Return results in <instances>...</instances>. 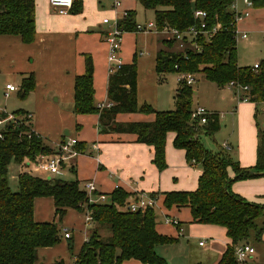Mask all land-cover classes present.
Segmentation results:
<instances>
[{"label": "trees", "instance_id": "trees-1", "mask_svg": "<svg viewBox=\"0 0 264 264\" xmlns=\"http://www.w3.org/2000/svg\"><path fill=\"white\" fill-rule=\"evenodd\" d=\"M233 1L138 0V3L146 12L153 13L157 31L164 28L185 31L193 27L198 33L202 32L192 38L183 51L172 50L173 41L165 42L166 49L158 51L155 57L158 82H164L166 75L177 73L201 74L218 89L227 88L230 82H234L240 87H247L248 91L242 95L248 97L249 103L255 104L256 117L264 104V60L257 69L238 65L236 25L240 15L232 9ZM249 1L252 9H264V0ZM34 2L0 0V36L18 37L23 44H31L35 37ZM197 11L204 12L205 17L194 18ZM80 12V1H73L69 13ZM135 18L134 11L126 12L117 20V27L123 33H135ZM201 25H204L202 30ZM84 64L85 73L74 81L73 114L98 115L99 134L135 135L137 143L152 148L151 163L159 172L166 169V138L168 134H174L173 147L183 150L187 165L199 166L201 175L193 192L163 193V206L166 209L188 208L192 223L225 229L229 243L217 264H239L234 255L235 247L251 240L254 243L262 240L264 205L246 201L232 192L231 186L234 182L264 176V129L257 130L255 166L241 168L226 155L223 147V154L217 156L202 144V136H213L219 131V118L212 113L204 125L191 120L192 87L179 84L171 111H156L146 104L139 106L134 57L130 64L120 65L109 74L106 94L110 107L98 109L94 104L93 63L89 55L84 57ZM34 87V75H24L17 92L18 98L27 99ZM136 113L154 115V121H115L119 114ZM12 114L16 122L0 128V264H40L37 250L52 248L59 243L58 225L69 209L82 215L89 212L91 216V222L86 227V239L74 256L73 264H122L128 260L142 264H166L156 253V248L176 243L177 239L156 231L157 214L154 209L137 213L125 209L129 201L137 200L135 195L118 188L105 195V203L89 204L77 180L40 178L27 172L38 157L52 155L56 150L34 132L31 114L23 110ZM77 148L79 151L81 145ZM12 163L21 168V173L17 175L16 192L10 190L7 180ZM228 169L233 172V178L228 176ZM71 171L75 173L74 167ZM38 198L52 199L56 222L34 220V201ZM67 248L69 251L73 249L71 237L67 239Z\"/></svg>", "mask_w": 264, "mask_h": 264}, {"label": "crops", "instance_id": "crops-1", "mask_svg": "<svg viewBox=\"0 0 264 264\" xmlns=\"http://www.w3.org/2000/svg\"><path fill=\"white\" fill-rule=\"evenodd\" d=\"M79 1L81 3L80 13L59 15L50 7L48 0H35V37L31 44H23L18 37L0 36V48L2 50L0 55L3 57L4 70L16 75V77L18 76L16 79L18 81L17 86L11 83L6 85H12L19 89L22 77L26 74H33L35 87L27 99L29 100L31 96L34 97V108L32 111L23 108L17 110H23L32 115L31 124L34 132L37 135L39 134L36 131L41 132V128L35 127L34 114L36 115L35 118L40 117L41 112H44L52 118L58 117L60 121L65 118L70 119L72 121L70 126L72 127L62 125L59 132L54 134L55 139L49 142V146L56 150L61 141H66L64 139L71 136L73 132L71 129H75L76 135L72 138H76L77 145L80 144L81 148L79 149V155L68 164V167H74L73 165H75L74 174L77 176L76 180L80 185L93 182L97 193L104 195L111 194L116 188L135 195L134 198L139 197L141 194H156V231L161 235L177 239V243L180 236L185 233L181 221H192L190 210L176 207L164 208L163 193L195 191L201 170L199 166H188L185 160V152L173 147L174 134L170 133L166 138V169L159 172L151 163L152 148L137 143L135 135L99 134L97 131L98 115H79L75 117L71 113L74 81L76 77L85 73L84 57L86 55L91 57L93 63L94 104L96 107L107 104L106 89L109 77L107 56L109 47L106 38L112 29L113 22L121 18L123 13L133 12L138 0H122L118 8H114V0ZM105 19L109 21L108 24L103 23ZM239 22H237V25ZM141 34H154L158 38L153 55L147 50L145 51V41L143 38L138 37ZM166 41H171L169 35L160 32L124 33L122 36L118 59L119 63L123 65L130 64L135 57L136 66L138 65L137 103L139 106L148 103L154 109L164 108L161 106L156 93L158 87H161L165 81L158 82L155 73V57L158 51L166 49ZM147 59L151 60V64ZM145 60L147 61V67L144 66ZM237 61L240 66L238 56ZM259 63L256 62L254 65ZM219 90L232 92L228 88ZM6 92L5 90L4 93ZM236 104L237 106L228 115V123L236 131L235 147L234 149L230 148L227 152L234 151V154L231 155L233 159H231L236 161L241 168H252L256 162L257 147L258 127L252 125V117H254L256 106L254 103L249 102ZM0 109L5 111V108ZM212 112L217 114L220 122L219 114L215 111ZM260 112L263 113L262 128L264 129V104L260 106ZM64 114L67 117H64ZM115 121L117 123H151L154 121V115L119 114L115 117ZM37 123H39L38 118ZM223 145L229 146L226 143L221 146ZM28 170L30 171V168ZM17 175H19V172ZM228 176L230 178L234 177L230 169H228ZM82 189H84V186ZM231 190L248 202L264 205V176L234 182ZM45 207L48 208L46 214L52 207L50 209L52 218L45 215ZM70 213L77 215V220L71 222L69 220ZM65 216L68 217V220L63 223ZM65 216L59 223V229L64 225V229L69 230L71 238L74 231L80 232L81 242L77 245L80 249L86 239L84 215L82 217V214L69 209L66 211ZM165 219L174 220L177 225L165 223ZM34 220L40 223L57 221L54 217L52 199H35ZM192 227L196 226L193 225ZM200 227L205 229H201L200 236L203 238L198 242V258H195V262L189 264H217L229 243L225 229L212 225H201ZM188 231L189 227H187L186 232L188 233ZM185 235L188 237L186 233ZM250 244L254 247L255 253L244 264H264V233L261 242L254 243L250 241ZM52 249L44 248L42 250L41 248L37 250V258L40 264H49L43 261L45 252H48L47 259L55 257L53 251H51ZM44 255L46 256V254ZM60 261L65 264L70 262L64 260L56 262ZM56 262L54 261V263ZM54 263L51 262L50 264ZM122 264L142 263L136 260H128Z\"/></svg>", "mask_w": 264, "mask_h": 264}, {"label": "rangeland", "instance_id": "rangeland-1", "mask_svg": "<svg viewBox=\"0 0 264 264\" xmlns=\"http://www.w3.org/2000/svg\"><path fill=\"white\" fill-rule=\"evenodd\" d=\"M242 0H236L237 4V11L238 13H243L247 9V16L244 17V15L241 17L240 22L237 25V32H238V38H237V56L239 60V64L241 67H252L256 62H261L264 60V10H253L251 8H248L245 6ZM134 12L136 14V24H148L149 22H153V13L151 11H145L140 4L138 3L136 8L134 9ZM246 33L247 40H242L241 34ZM144 39L145 41V51L147 50L152 55L155 53L156 46H157V37L152 35H146L141 34V36H138ZM126 39V37H125ZM177 45H173L172 50H178ZM0 52H2L0 48ZM2 56L0 55V108H5V111L7 113H12V111L17 110L18 108H23L28 111H32L34 108L33 103V96L25 100H20L18 98V89L14 93H9L8 97L4 96L5 92V85L7 83H11L14 86L18 84V81L16 80L18 76L7 72L4 70V65L2 61ZM149 64H151V60L147 59ZM144 66L146 65L147 61H144ZM138 66V65H137ZM177 74H169L165 76V83L161 85V87H158L157 90V96L159 99V102L162 107L159 109H154L150 104L143 103L150 106L152 109L156 111H171L174 107V102L172 96L175 94V90L178 88L179 84L176 82ZM195 83L192 86L193 90V96H192V109L195 110L197 107L204 108L206 111L210 113H214L212 111H215L219 114L220 117V129L219 131L214 134L213 136H202L201 142L204 145V147L211 152L212 154H215L219 156L220 153L223 154L222 144H228L229 148L235 147L234 141L236 138V131L231 127V124L228 122V115L231 113V111L237 106V102L234 96V93L228 90H219L214 84L208 82L205 80V78L201 74L194 75ZM145 82V81H144ZM146 85V83H145ZM148 92V91H147ZM196 93V94H195ZM56 106V105H55ZM73 114V112H71ZM66 114V113H65ZM65 114L63 115L64 117ZM255 114V113H254ZM259 115L256 117H252V125L258 127V129L262 128V116L263 113L259 112ZM73 116L77 117L75 114ZM36 115L34 114V124L35 127L41 128L40 131H36L39 136L44 137V140L47 144H49L50 141L55 139L54 134L56 132H59L62 125L66 127H72L70 126L72 124V121L70 119L65 118L63 121H60L58 117L52 118L49 115H47L44 112H41L40 117H37L39 120V123H37V118H35ZM39 124V126H38ZM69 130V129H65ZM73 131L71 133V136L65 138L67 139H75L72 138L76 135L75 129H71ZM61 132V131H60ZM63 134V133H61ZM41 137V138H42ZM62 142V141H61ZM60 142V143H61ZM77 149V146L75 147ZM222 151V152H221ZM87 154V153H84ZM225 154V153H224ZM234 154V151L227 152L226 155L231 156ZM74 159V158H73ZM73 159L70 161L72 162ZM74 169H75V165ZM71 166L66 167L62 166L57 174L54 175H47L42 172H35L31 171L32 175H35L40 178H53L57 180L62 181H73L77 179V176L71 171ZM23 169V168H22ZM21 168L16 166L15 164H10L8 168V185L12 192L17 191V174L20 173ZM24 170V169H23ZM33 170V167H32ZM84 185H80L81 188H83ZM45 215H47L48 218H52V213L49 209L48 213L46 214L48 208L45 207ZM83 217V215H82ZM68 220V217L65 216L63 223H66ZM69 220L71 222L77 220V215L70 213L69 214ZM181 220V219H180ZM182 227L185 230V233L188 235L186 237L185 233L183 236H180L178 239L179 241L175 244H170L168 246H158L156 248V253L164 259L166 264H189L192 262H195L197 257V252L199 249H197L198 242L203 238L200 236L202 233V230H204V227H200V224H194L192 221H181ZM260 223V221H259ZM195 225L196 227H192ZM59 227V225H58ZM187 227H189L188 233ZM63 227L59 230V236L60 241L57 245L52 247L53 249V255L55 257L51 259H47L48 252H45L46 256L43 254V261L47 263H54V261L58 260H64L65 262H69V264H73L74 262V256L78 254L79 249L77 245L79 242H81V237L79 234L80 232L74 231L72 234V240H73V249L72 251H69L67 248V239L63 236ZM87 229V228H86ZM202 229V230H201ZM107 233V232H106ZM105 234L104 236H106ZM207 235V234H206ZM215 238V237H214ZM252 241V240H251ZM253 242V241H252ZM208 244V240H207ZM44 248H42L43 250ZM49 251V249H48ZM196 258V259H195Z\"/></svg>", "mask_w": 264, "mask_h": 264}, {"label": "built area", "instance_id": "built-area-1", "mask_svg": "<svg viewBox=\"0 0 264 264\" xmlns=\"http://www.w3.org/2000/svg\"><path fill=\"white\" fill-rule=\"evenodd\" d=\"M243 4L248 8H251V2L249 0H242ZM50 7L56 11L59 15H67L69 11L72 9L73 0H48ZM122 0H114V8H118L121 5ZM232 9L238 13L236 0L233 1ZM126 13V12H125ZM125 13L122 16H125ZM241 20V17L247 16V11L243 13H238ZM205 17V13L202 11H197L194 14V18L202 19ZM104 24H108V20H103ZM204 29V25H201V30ZM151 32H160L169 35L170 40L173 41L174 44L177 45L178 52L183 51L187 43L191 41L192 38H195L198 34H202V32L198 33L195 28H189L185 31H177L175 29H167L164 28L162 31H157L155 29L154 23L149 22L148 24H137L135 27V33H151ZM123 32L119 30L117 27V21H114L112 24V29L107 35L106 43L109 47V53L107 56L108 60V73L112 74L117 70V68L121 65L119 63L118 54L121 47V39L123 36ZM238 32L236 30V37L238 38ZM242 40L247 39L246 33L241 34L240 37ZM258 64L253 66V69H257ZM177 84H185L186 86L192 87L195 83L194 75L192 74H178L176 77ZM228 89H231L234 93L235 99L237 103H247L248 97L242 95L243 92H247V87H240L234 82H230L227 85ZM5 90L7 91L4 96L8 97L9 92H14L17 89L12 85H6ZM110 104H102L98 106V109L109 108ZM212 113L206 111L204 108L197 107L191 113V120L193 122L198 123L199 125H204L207 121V118ZM3 115V116H1ZM29 117V116H28ZM30 118V117H29ZM16 122V117L12 113H7L4 110L0 109V128L5 126L8 123ZM77 146V141L75 139H67L66 141L61 142L57 145L56 152L52 155L38 157L33 164H31L29 173L32 174L31 171L42 172L47 175L57 174L62 166L67 165L73 158H76L79 155V151L75 148ZM223 149L228 151L230 148L226 145L222 146ZM96 150V148H94ZM33 167V170H32ZM28 168V169H29ZM49 178V177H47ZM118 189V188H116ZM84 191L87 195V199L89 204L95 203H105L107 197L104 194H98L96 191V187L93 182H87L84 185ZM95 196V197H94ZM157 207V199L156 196H150L146 194H141L137 197V200L129 201L125 209L130 213L144 212L146 209H156ZM84 220L87 225L91 222V216L89 212H86L84 215ZM165 223L177 225V222L174 220L165 219ZM63 236L65 239H69L71 237L68 229H63ZM202 245V243H200ZM255 253L254 247L250 243H243L235 247L234 255L237 263L244 264L246 261L251 258Z\"/></svg>", "mask_w": 264, "mask_h": 264}]
</instances>
